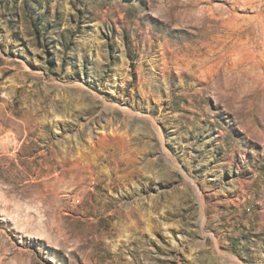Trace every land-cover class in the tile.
<instances>
[{"label": "rangeland", "instance_id": "1", "mask_svg": "<svg viewBox=\"0 0 264 264\" xmlns=\"http://www.w3.org/2000/svg\"><path fill=\"white\" fill-rule=\"evenodd\" d=\"M0 264H264V0H0Z\"/></svg>", "mask_w": 264, "mask_h": 264}, {"label": "bare ground", "instance_id": "2", "mask_svg": "<svg viewBox=\"0 0 264 264\" xmlns=\"http://www.w3.org/2000/svg\"><path fill=\"white\" fill-rule=\"evenodd\" d=\"M217 64H220L219 62L217 63ZM214 65H215V63H214ZM216 66V65H215ZM220 66V65H219ZM218 67V66H217ZM219 68V67H218ZM218 68H216V69H218ZM215 69V68H214ZM213 69V70H214ZM218 71V70H217ZM216 71V72H217ZM214 72V71H213ZM220 72V71H219ZM14 136V135H13ZM104 136V135H103ZM113 136V135H112ZM116 136V135H115ZM118 137V136H117ZM8 138H10V137H8L7 136V139ZM101 138V137H100ZM114 138V137H113ZM104 140L106 139V136H104V138H103ZM117 140H119V139H117ZM10 141V139H8V141H6L7 142V144H8V142ZM15 142V141H14ZM10 143V142H9ZM4 146H6V145H4ZM6 147H8V146H6ZM66 154V159H64V161L66 160L67 161V153H65ZM64 154V155H65ZM59 156V157H58ZM57 156V158H59L60 159V155H58ZM70 157V156H69ZM56 158V157H55ZM65 158V157H64ZM78 158V157H77ZM81 158V157H80ZM63 159V158H62ZM59 161H61V160H59ZM70 161V160H69ZM74 161V163L73 164H75V163H77V162H75V159L73 160ZM80 161V163L82 162L81 160H79ZM72 162V161H71ZM84 162V161H83ZM63 163V162H62ZM65 163V162H64ZM63 163V164H64ZM68 163V162H67ZM78 165H79V163H77ZM84 164V163H83ZM59 165V164H58ZM63 165H61V167H62ZM67 166V165H66ZM71 166H73V165H71ZM75 167H77V166H75ZM84 167V166H83ZM66 168V167H65ZM64 171V170H63ZM61 173V172H60ZM59 174V173H58ZM62 174H64V172L62 173ZM61 175V174H60ZM60 175H59V177H60ZM65 176V175H64ZM58 177V176H57ZM58 177V178H59ZM74 179V178H73ZM46 185H47V183H46ZM48 187V186H47ZM50 189V188H49ZM42 192H44V191H42ZM42 192H39V193H41L42 194ZM49 192V191H48ZM38 192H37V194H39ZM45 194H47V193H45ZM45 194H44V197H47V195L45 196ZM40 195V194H39ZM39 195H38V197H39ZM41 196V195H40ZM43 197V196H42ZM44 199H47V198H44ZM45 202V201H44Z\"/></svg>", "mask_w": 264, "mask_h": 264}]
</instances>
